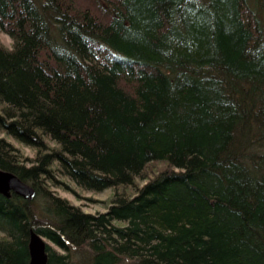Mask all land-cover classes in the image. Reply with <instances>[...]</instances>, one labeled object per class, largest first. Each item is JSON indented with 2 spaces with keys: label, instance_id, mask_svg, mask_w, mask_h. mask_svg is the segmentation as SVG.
<instances>
[{
  "label": "trees",
  "instance_id": "1",
  "mask_svg": "<svg viewBox=\"0 0 264 264\" xmlns=\"http://www.w3.org/2000/svg\"><path fill=\"white\" fill-rule=\"evenodd\" d=\"M0 170V264H264V0H0Z\"/></svg>",
  "mask_w": 264,
  "mask_h": 264
},
{
  "label": "water",
  "instance_id": "2",
  "mask_svg": "<svg viewBox=\"0 0 264 264\" xmlns=\"http://www.w3.org/2000/svg\"><path fill=\"white\" fill-rule=\"evenodd\" d=\"M0 194L11 197L15 194L24 200L33 201L36 198V190L29 184L24 183L13 173L0 170ZM48 243L44 237L31 231L30 234V264H48Z\"/></svg>",
  "mask_w": 264,
  "mask_h": 264
},
{
  "label": "rangeland",
  "instance_id": "3",
  "mask_svg": "<svg viewBox=\"0 0 264 264\" xmlns=\"http://www.w3.org/2000/svg\"><path fill=\"white\" fill-rule=\"evenodd\" d=\"M1 39L5 44L12 43L11 38L4 33L1 34ZM25 152L28 157L34 156L32 150L25 148ZM70 185L77 191L76 194H74L75 192L69 190L65 191L64 189H53V191H55L58 196L66 198L74 205L80 207L86 213L99 214L107 211L108 202L114 192L112 189L106 190L103 193H93L77 187L74 183H70ZM45 240L47 243H50L47 239Z\"/></svg>",
  "mask_w": 264,
  "mask_h": 264
},
{
  "label": "clouds",
  "instance_id": "4",
  "mask_svg": "<svg viewBox=\"0 0 264 264\" xmlns=\"http://www.w3.org/2000/svg\"><path fill=\"white\" fill-rule=\"evenodd\" d=\"M3 50L8 54H14L16 48L14 43L5 44Z\"/></svg>",
  "mask_w": 264,
  "mask_h": 264
}]
</instances>
